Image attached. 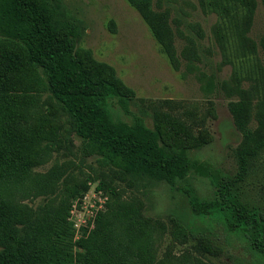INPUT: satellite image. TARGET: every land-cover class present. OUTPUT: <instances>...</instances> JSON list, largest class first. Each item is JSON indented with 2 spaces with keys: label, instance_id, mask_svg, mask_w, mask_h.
I'll use <instances>...</instances> for the list:
<instances>
[{
  "label": "rangeland",
  "instance_id": "374dc122",
  "mask_svg": "<svg viewBox=\"0 0 264 264\" xmlns=\"http://www.w3.org/2000/svg\"><path fill=\"white\" fill-rule=\"evenodd\" d=\"M47 4L61 36L71 25L78 30L76 51L85 64L119 80L133 100L131 110L157 132L163 151L184 153L224 175L238 173V153L264 136V0ZM165 25L169 30L159 27ZM24 54L20 42L0 36V66L20 58L9 85L18 103L3 127L21 131L33 146L25 150L28 170L12 196L11 220L26 241V260L33 262L42 228L54 232V246L66 250L67 258H82L77 242L97 234L103 222L102 232L120 240L134 231L135 244L147 252L144 264H264L242 235L215 218L192 215L182 188L210 199L208 180L193 171L173 188L103 159L48 91L44 69L28 65ZM113 112L131 125L132 117L118 107ZM75 189L79 193L70 196ZM238 193L264 214V152L252 160Z\"/></svg>",
  "mask_w": 264,
  "mask_h": 264
},
{
  "label": "trees",
  "instance_id": "16d2710c",
  "mask_svg": "<svg viewBox=\"0 0 264 264\" xmlns=\"http://www.w3.org/2000/svg\"><path fill=\"white\" fill-rule=\"evenodd\" d=\"M141 13L145 17L142 9ZM147 20L152 23L148 17ZM159 27L169 30L167 25ZM155 29L159 32L157 26ZM0 36L20 42L26 53L23 60L44 69L48 91L73 119L77 135L94 143L103 159L126 174H148L173 188L178 187V181L187 182L194 171L211 183L214 192L212 198L200 199L182 188L189 198L192 215L215 218L230 233L242 235L254 254L264 260V214L244 203L238 193L252 160L264 152V136L238 153L239 170L235 176L224 175L209 165L190 160L184 153L163 151L157 132L146 125L145 117L131 110L133 100L123 92L119 80L97 75L85 64L76 51V27L71 25L65 35H60L48 13L47 0H0ZM162 43L171 54V45ZM19 59L16 56L13 62L0 66V188L9 197H0V245L5 249L0 252V264H144L147 252L135 244L134 231L126 240H120L102 232L103 222L97 234L77 242L82 258H67L66 250L55 248L54 232L42 228V243L36 248L33 262L25 259L26 241L17 236L19 231L11 220L15 204L12 196L28 170L25 150L33 146L21 131L4 128L2 123L13 117L12 108L18 103L16 95L9 92V85H13ZM115 107L132 117L131 125L116 120ZM78 193L75 189L70 196ZM111 212L130 218L127 212Z\"/></svg>",
  "mask_w": 264,
  "mask_h": 264
}]
</instances>
